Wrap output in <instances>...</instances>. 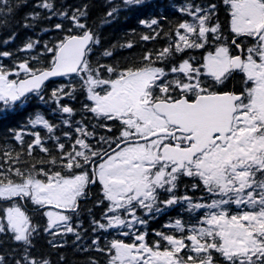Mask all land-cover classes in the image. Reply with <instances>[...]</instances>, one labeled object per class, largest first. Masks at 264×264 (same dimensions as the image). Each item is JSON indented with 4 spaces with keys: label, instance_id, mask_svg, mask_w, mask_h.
I'll return each instance as SVG.
<instances>
[{
    "label": "snow or ice",
    "instance_id": "6c2138e0",
    "mask_svg": "<svg viewBox=\"0 0 264 264\" xmlns=\"http://www.w3.org/2000/svg\"><path fill=\"white\" fill-rule=\"evenodd\" d=\"M220 4L228 14L227 36L215 0L170 3L187 18L167 31L163 15L139 20L149 30L140 41L163 35L166 46L126 57L122 65L90 59L102 47L99 27L121 12L156 7L158 0H106L96 29L88 24V3L36 0L23 27L59 17L40 30L64 35L44 41L40 52L12 67L0 63V119L37 103L55 104L51 111L66 116L55 123L37 109L9 130L15 146L0 148V264H53L50 256L33 255L41 234L53 249L95 251L107 257L105 264H264V0ZM26 6L27 0L14 6L0 0V15ZM40 46V39L29 37L17 53ZM134 46L128 40L99 55L111 59ZM193 50L206 51L199 58L185 55ZM47 54L45 63L41 56ZM14 55L0 51V61ZM235 74L244 84L239 92L228 88ZM54 77L76 79L49 92L46 82ZM79 94L85 100L80 109L62 103ZM26 136L31 140L25 146ZM37 150L47 159L35 158ZM97 184L99 219L82 208ZM24 201L46 219L44 225L33 222ZM170 211L175 218L153 230L157 238L149 241V222ZM65 260L61 255L57 264ZM83 264L100 261L89 256Z\"/></svg>",
    "mask_w": 264,
    "mask_h": 264
},
{
    "label": "trees",
    "instance_id": "16d2710c",
    "mask_svg": "<svg viewBox=\"0 0 264 264\" xmlns=\"http://www.w3.org/2000/svg\"><path fill=\"white\" fill-rule=\"evenodd\" d=\"M19 2H21V0H10V3L13 6ZM35 2L36 0H27V6L20 8L14 14L0 15V23H2L3 20H7V26H0V51H10L15 54L11 59L5 58L2 61H0V63H3L7 67H12L14 61H22L28 58L30 55H36L38 52L41 51L42 44L44 41H52L64 35V33H58L56 31H49L45 33L40 30L41 27L51 28V26L54 25L55 23L61 22V18L59 17H54L50 21H45L42 23V25L36 27L35 29H26L23 27V23H24L23 17L25 13L35 10L32 7ZM182 2L183 0H158V5L156 7L142 9L135 13L121 12L118 20H116L110 25L99 27V31L102 35V47L98 48L96 50L95 55H92L90 59L93 62L99 59L101 63H108V64H113L116 61H120L122 65H126L124 59L126 57L127 58L134 57L138 59L140 56H142L144 52L150 49L157 50L163 48L168 43V40L163 35H161V37L157 38L155 41L142 42L139 40L140 34L149 31L147 28L139 24V20L146 19L155 15H163L167 17V19L162 22V26L163 29L167 31L170 26L175 25L178 22H180L182 19L187 18L182 16L177 11L173 10V8L168 7L170 3L179 6V4ZM197 2H201V0H197ZM215 2H217L219 5V10H218L219 20L223 25L224 35L227 36L228 14L224 6L220 4V0H215ZM58 3H63L65 6H72V7H79L81 4L84 3L90 4L91 7L89 10L88 24L94 29L98 28L100 23V18L107 10L106 0H58ZM69 26L70 25L67 22H65V28ZM132 30H135V34H132ZM13 33L16 34L15 39L12 40L7 45H4L3 41L8 39L10 36H12ZM29 37L33 39H40L41 46L30 53H23V52L17 53V49L20 48ZM128 40H132L135 42V46L131 50L128 49L118 50L116 55L111 59L100 58L99 53L103 49L109 48L113 44L125 43ZM205 51L206 50H193L190 51L189 53H186L185 55L191 54L199 58L205 54ZM48 59H50V54H47V56H41V60L44 61L45 63H47ZM179 59L180 57H177V60ZM11 78H16V77H11ZM70 79H76V78L60 77L55 80H52L47 83V89L50 92L52 88L57 87L60 84H66L69 82ZM243 87L244 84H243L242 76L240 74H235L233 78L228 82V88L234 89L237 92L241 91ZM84 102L85 100L83 94H79L76 100H70L69 98H65L62 101V103L68 104L75 109H80L81 105ZM54 107L55 104H50V105H41L38 103L32 104L22 112L10 115L4 119H0V148H3L5 146L7 147L15 146V142L11 139L9 130L18 129L19 127L24 125L28 116L34 113V111L37 109H39L45 115V118L49 119L50 121H54L55 123H59L61 116L62 115L66 116V114L53 113L51 109ZM74 119L80 120L81 116L77 114L74 117ZM61 127L62 130L64 131L68 130L67 126L62 125ZM37 130L40 129L38 128ZM41 134L44 135L45 132L42 131ZM101 134H105V133L101 132ZM115 134L117 133L114 132L113 135ZM57 135H60V133L57 132ZM30 140L31 137L28 136L25 137V146L28 142H30ZM61 142H65L63 138ZM17 150H19L18 147ZM34 156L35 158L39 159L43 156V154L37 150L34 153ZM43 158L47 159L46 156H43ZM183 183L188 184L189 187L191 185V181L188 179H185ZM196 195H199V193H196ZM101 198L102 195H101L100 185L97 184L96 186L90 187L88 190L87 199L82 201V208L83 209L91 208L93 215H95L96 218L99 219L103 209L100 207H93V205L97 200H100ZM22 203L25 209L29 212V214L34 217L33 219L34 223H39L41 225L45 224L46 219L40 213L34 211L35 206L32 205L30 201H24ZM175 216H176V212L170 211L167 215H161L158 218L150 221L149 224L147 225V230L149 233L148 235L149 241L155 240L157 238L152 234L153 230H161L165 222L168 221L170 217L175 218ZM83 220H84V227L87 228L89 216L86 211L83 212ZM112 238H114V235H109L108 239H112ZM115 238L125 239L126 242H130L126 237L116 236ZM47 239L48 238L46 236L41 234L40 237L34 241L35 248L33 250V255L50 256L53 264H57L59 257L61 255L66 257L65 264H83L84 260L89 256L95 257L97 260L100 261V264H105L106 262L107 257L95 251L81 254V253H75L72 247L53 249L48 245ZM68 239L69 242H71L73 237L69 236ZM9 247L10 245L8 244L4 246L5 250H7Z\"/></svg>",
    "mask_w": 264,
    "mask_h": 264
},
{
    "label": "water",
    "instance_id": "95a60500",
    "mask_svg": "<svg viewBox=\"0 0 264 264\" xmlns=\"http://www.w3.org/2000/svg\"><path fill=\"white\" fill-rule=\"evenodd\" d=\"M56 78H58V77L51 78L49 81H51V80H53V79H56ZM49 81H48V82H49ZM46 83H47V82H46Z\"/></svg>",
    "mask_w": 264,
    "mask_h": 264
},
{
    "label": "flooded vegetation",
    "instance_id": "af4514ba",
    "mask_svg": "<svg viewBox=\"0 0 264 264\" xmlns=\"http://www.w3.org/2000/svg\"><path fill=\"white\" fill-rule=\"evenodd\" d=\"M96 186V185H95ZM92 187V186H91Z\"/></svg>",
    "mask_w": 264,
    "mask_h": 264
}]
</instances>
